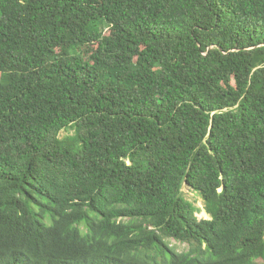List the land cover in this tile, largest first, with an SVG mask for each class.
<instances>
[{
	"label": "trees",
	"instance_id": "trees-1",
	"mask_svg": "<svg viewBox=\"0 0 264 264\" xmlns=\"http://www.w3.org/2000/svg\"><path fill=\"white\" fill-rule=\"evenodd\" d=\"M0 264H264V0H0Z\"/></svg>",
	"mask_w": 264,
	"mask_h": 264
},
{
	"label": "rangeland",
	"instance_id": "rangeland-1",
	"mask_svg": "<svg viewBox=\"0 0 264 264\" xmlns=\"http://www.w3.org/2000/svg\"><path fill=\"white\" fill-rule=\"evenodd\" d=\"M67 131L63 130L62 131V136L66 135ZM184 194L185 196L194 203L195 206H197L198 208H200V210H198L197 215L199 217H203V218H209L210 215L205 211L204 209V199L202 197V195L197 191L194 190L193 188H191L190 186H188L187 184L184 185ZM82 227L84 228V225H82ZM173 244H175L177 246V249L179 251H183V250H187L188 249V244L187 243H182L180 241L177 240H173L172 241Z\"/></svg>",
	"mask_w": 264,
	"mask_h": 264
}]
</instances>
